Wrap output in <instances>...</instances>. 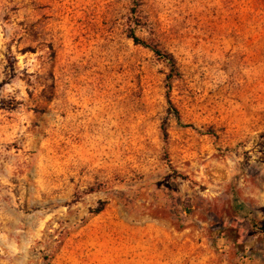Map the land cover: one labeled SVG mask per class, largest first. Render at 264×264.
Masks as SVG:
<instances>
[{
	"label": "rangeland",
	"instance_id": "1",
	"mask_svg": "<svg viewBox=\"0 0 264 264\" xmlns=\"http://www.w3.org/2000/svg\"><path fill=\"white\" fill-rule=\"evenodd\" d=\"M0 264H264V0H0Z\"/></svg>",
	"mask_w": 264,
	"mask_h": 264
},
{
	"label": "trees",
	"instance_id": "2",
	"mask_svg": "<svg viewBox=\"0 0 264 264\" xmlns=\"http://www.w3.org/2000/svg\"><path fill=\"white\" fill-rule=\"evenodd\" d=\"M130 38H132V41L134 42V44L148 48L150 51L153 52L154 55H156L158 58L162 59L166 63L169 69V73L167 74L168 82H170L171 79H173V77L177 75L178 73L177 62L171 53H168L165 50L161 49L159 45H157L156 43L148 42L144 40L143 38L138 37L134 32L130 33ZM169 87L170 85H168V88ZM167 102H168V106L170 110H172L175 117L179 120L178 111L175 109V107L171 103L169 97H167ZM101 209L102 207H98L96 212H99Z\"/></svg>",
	"mask_w": 264,
	"mask_h": 264
}]
</instances>
